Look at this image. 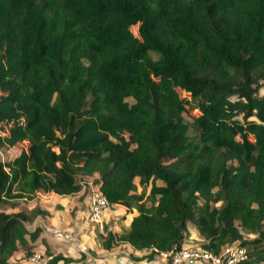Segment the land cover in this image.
Instances as JSON below:
<instances>
[{"label":"trees","instance_id":"1","mask_svg":"<svg viewBox=\"0 0 264 264\" xmlns=\"http://www.w3.org/2000/svg\"><path fill=\"white\" fill-rule=\"evenodd\" d=\"M20 143L0 159V205L96 174L133 213L101 248L151 259L191 224L200 249L264 264V0H0V148ZM29 218L0 211V264L36 238Z\"/></svg>","mask_w":264,"mask_h":264},{"label":"rangeland","instance_id":"2","mask_svg":"<svg viewBox=\"0 0 264 264\" xmlns=\"http://www.w3.org/2000/svg\"><path fill=\"white\" fill-rule=\"evenodd\" d=\"M131 32L136 35V26L130 28ZM179 95L183 96L182 92ZM196 109L185 105L183 114L187 123V136L194 140L196 133L191 126V117L196 114ZM254 119V118H253ZM25 143H20L10 148H0V159L7 160L17 154ZM96 174L91 177H79V181L83 186L77 194L69 196H57L54 194L34 195L30 200L28 198L12 201L10 203L3 202L0 205V211L4 213L23 212L25 216L33 217L32 222L26 223L29 230H37L36 238L28 242L26 252L24 247L19 246L8 261V264H37L31 258L33 253H39L41 258L48 259L49 254H60L62 259L70 261L63 262L62 259L58 264H112L113 254L115 251L104 252L99 245V235L103 228L111 225L112 229L118 227L123 228L122 221L125 219L122 206L108 207L102 216L100 223H92L87 220L88 212V192L89 188L94 187L92 181L96 178ZM160 184V183H158ZM137 192L141 189L137 186ZM34 210L37 213L32 215ZM30 219V218H29ZM116 225V226H115ZM198 239L188 238L182 245L186 250H199V236L193 225L187 226ZM116 228V230L118 229ZM250 237V236H247ZM149 253H145L141 257H147ZM164 263L167 261L160 258ZM120 262L119 264H121ZM118 264V263H117ZM168 264V263H167ZM184 264V263H181ZM193 264H211L210 262H197Z\"/></svg>","mask_w":264,"mask_h":264},{"label":"built area","instance_id":"3","mask_svg":"<svg viewBox=\"0 0 264 264\" xmlns=\"http://www.w3.org/2000/svg\"><path fill=\"white\" fill-rule=\"evenodd\" d=\"M89 188L87 220L100 223L103 213L110 206L107 198L100 192L97 185ZM169 264L210 262L211 264H247L245 249L236 245L225 246L218 255H213L206 250H186L180 247L174 252H159ZM31 258L37 264H46L48 259L41 258L39 253H33ZM49 258V257H47ZM259 264V263H256Z\"/></svg>","mask_w":264,"mask_h":264},{"label":"crops","instance_id":"4","mask_svg":"<svg viewBox=\"0 0 264 264\" xmlns=\"http://www.w3.org/2000/svg\"><path fill=\"white\" fill-rule=\"evenodd\" d=\"M24 146H22V147H24ZM134 183L137 184V178L134 179ZM79 192H77V193H79ZM77 193H74V194H77ZM39 194L46 195V194H54V193H52V192H49V193L36 192L35 195L37 196ZM54 195H57V194H54ZM57 196H63V195H57ZM64 196H69V195H64ZM30 200H32V199H30ZM114 206H118V205H114ZM122 209L123 210H118V211L119 212L123 211V214H124L125 213V210H124L123 207H122ZM132 215H133V213H125V215H124L125 219L122 221L123 228H126L128 226V224H129V222L131 220ZM116 228H118V227H116ZM116 228H113L112 229L111 225L109 227H107V229L110 230V231H112V232L120 233L121 230L119 228L116 230ZM188 232H189V238L195 237V236H192V233L190 232L189 228H188ZM192 239H198V238L195 237V238H192ZM103 250H104V252L115 251L114 254H113L114 255L113 256L114 258L112 260L113 261L112 264H117V263L119 264L120 262H122L121 264H167L168 263V262L164 263V261H162L160 259L161 256L159 255V253H155L153 255V258H151V259H147V257H141L145 253V251H147L148 253L150 251L149 250H141V251L134 250L133 248H131L126 243H118L117 245H115V246H113V247H111L109 249H103ZM13 254H16V253L14 252ZM95 264H99V263H95ZM184 264H193V263L187 262V263H184Z\"/></svg>","mask_w":264,"mask_h":264}]
</instances>
